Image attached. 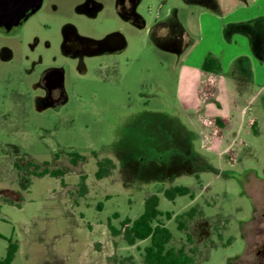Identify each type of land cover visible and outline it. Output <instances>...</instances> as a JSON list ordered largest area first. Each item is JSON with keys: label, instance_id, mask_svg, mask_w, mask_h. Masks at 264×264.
I'll return each instance as SVG.
<instances>
[{"label": "rangeland", "instance_id": "374dc122", "mask_svg": "<svg viewBox=\"0 0 264 264\" xmlns=\"http://www.w3.org/2000/svg\"><path fill=\"white\" fill-rule=\"evenodd\" d=\"M160 2L144 5L154 10ZM170 4L197 40L181 63L140 40L124 55L135 63L123 67L119 84L91 81L83 89L97 95L74 100L69 117L29 112L23 147L0 145V261L11 240L18 245L12 264H145L150 241L130 247L110 226L119 230L125 218H139L153 195L163 213H172L171 220L161 218L172 233L168 248L185 251L195 264H231L242 253L241 223L253 211L248 194L264 179V110L254 99L264 89V64L245 37L225 28L229 14L247 5ZM211 7L213 14L203 13ZM244 53L245 70L238 61ZM209 54L222 71L216 97L203 101L198 90L208 81L201 67ZM214 118L230 124L221 131L206 127ZM75 153L85 160L73 166ZM104 160L113 168L98 179L97 163ZM57 171L62 176L41 175ZM174 187L189 193L169 201L164 191Z\"/></svg>", "mask_w": 264, "mask_h": 264}, {"label": "flooded vegetation", "instance_id": "af4514ba", "mask_svg": "<svg viewBox=\"0 0 264 264\" xmlns=\"http://www.w3.org/2000/svg\"><path fill=\"white\" fill-rule=\"evenodd\" d=\"M144 1L42 0L20 27H0L1 146L23 147L29 112L69 117L74 100L97 95L83 89L91 81L111 84V79L119 84L123 67L135 63L133 58L123 60L124 55L140 40L172 55L175 64L183 61L197 40L183 22L180 8L161 0L153 10ZM254 99L262 101L264 110L263 88ZM249 123L258 135L259 123L254 119ZM256 180V190L248 194L252 216L241 223L244 249L231 264H264V179Z\"/></svg>", "mask_w": 264, "mask_h": 264}, {"label": "trees", "instance_id": "16d2710c", "mask_svg": "<svg viewBox=\"0 0 264 264\" xmlns=\"http://www.w3.org/2000/svg\"><path fill=\"white\" fill-rule=\"evenodd\" d=\"M204 73L211 75V79L202 84L201 88L198 90V95L203 101H208L214 99L217 95V84L215 77L222 71V64L218 58L209 54L201 67ZM208 125H214L215 129L221 131L223 128L230 124L227 119H211L207 120ZM85 157L79 154H73L71 157V164L76 166L80 161H84ZM98 171L96 173V178L103 179L110 174L113 168V163L109 160L98 161L97 163ZM50 175L51 177L62 176L61 172H44L41 175ZM82 190L86 191L85 178H82ZM188 188L184 187H174L164 191V196L169 201H174L177 197H183L188 195ZM160 199L157 195H153L146 199L145 209L143 214L132 220L130 218H125L119 230H116L110 226L111 232L114 236L122 235L128 246H135L139 242H144L149 240L150 244L145 247V264H195L194 258L190 257L183 250H175L168 248L169 243L172 240V233L170 229L163 224L161 218L164 216L167 220L172 219V213H163L159 209ZM182 225V224H181ZM3 236L0 235V239ZM18 252V245L9 240V245L7 249L6 257L0 261V264H12L16 254Z\"/></svg>", "mask_w": 264, "mask_h": 264}, {"label": "crops", "instance_id": "0c3cea01", "mask_svg": "<svg viewBox=\"0 0 264 264\" xmlns=\"http://www.w3.org/2000/svg\"><path fill=\"white\" fill-rule=\"evenodd\" d=\"M243 1L247 6L241 8L238 7L237 10L235 9L236 11L234 10L231 12L229 15L230 17L232 16L233 19L229 22V24H227V26L229 27V32L234 30V32H237L238 34L245 37L243 38L246 41L245 44L252 48V51L257 57V61L260 62L261 68L263 67L262 64H264V0H252V3H249V0ZM205 10L206 11L203 12L204 14H206L207 11L213 14L216 8L211 7ZM239 11L247 12L248 16H239ZM188 30L191 32L189 28ZM246 56L249 57V55L246 53L240 54L238 56V61H240L239 64L242 67H246L247 61H249Z\"/></svg>", "mask_w": 264, "mask_h": 264}, {"label": "water", "instance_id": "95a60500", "mask_svg": "<svg viewBox=\"0 0 264 264\" xmlns=\"http://www.w3.org/2000/svg\"><path fill=\"white\" fill-rule=\"evenodd\" d=\"M42 5V0H0V27H20Z\"/></svg>", "mask_w": 264, "mask_h": 264}]
</instances>
